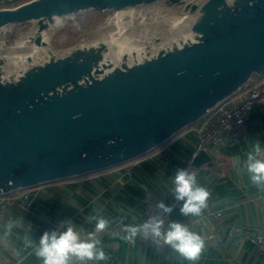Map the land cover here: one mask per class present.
<instances>
[{"label":"water","instance_id":"water-1","mask_svg":"<svg viewBox=\"0 0 264 264\" xmlns=\"http://www.w3.org/2000/svg\"><path fill=\"white\" fill-rule=\"evenodd\" d=\"M151 5L186 25L196 16L192 35L166 41L163 29L148 31L160 46L121 60L111 58L115 38L56 49L42 37L58 17ZM21 25L37 26L34 44L49 49L13 71L0 56V195L139 159L264 76V0H29L0 8V36ZM222 157L202 149L193 163Z\"/></svg>","mask_w":264,"mask_h":264},{"label":"crops","instance_id":"crops-1","mask_svg":"<svg viewBox=\"0 0 264 264\" xmlns=\"http://www.w3.org/2000/svg\"><path fill=\"white\" fill-rule=\"evenodd\" d=\"M264 78V76H263ZM251 123L241 140L221 151V162L199 168L198 183L207 188L210 196L207 206L223 213V221L215 217H185L175 208L169 221L186 224L200 234L206 247L197 264H264V256L254 244L246 240L237 229L250 234H264V196L261 186L254 185L244 167L247 154L259 141L264 149V103L251 111ZM199 135L195 126L165 145L162 150L135 160L134 175L125 174L120 166L103 173L74 177L41 184V193L31 210L11 206L0 223V264H42L26 239L38 242L46 230H63L62 221L71 220L82 238L95 230V221L88 217L103 216L110 221L109 228L99 234L101 246L109 257L106 261L91 264H190L163 242L142 234L131 243L123 237L125 225L144 222L145 189L154 190L157 199L164 200L175 171L168 174L157 160L160 154L172 156L173 146L178 145L181 154L175 155L183 168L184 162L195 151ZM146 165H150L146 167ZM129 167V166H128ZM233 227V229L231 228ZM216 235V239L209 236ZM72 264H80L73 259Z\"/></svg>","mask_w":264,"mask_h":264},{"label":"clouds","instance_id":"clouds-1","mask_svg":"<svg viewBox=\"0 0 264 264\" xmlns=\"http://www.w3.org/2000/svg\"><path fill=\"white\" fill-rule=\"evenodd\" d=\"M244 167L250 181L257 186H264V149L259 141L254 143L253 151L247 154ZM172 193L176 201L182 202L179 212L182 216L199 217L207 207L210 192L198 183L195 173L186 168H177L172 177ZM166 215H171L174 206L159 200L155 204ZM88 222L95 221V230L82 238L71 220L62 221L64 229L46 230L38 239V242L26 239V245L32 248L35 256L42 264H72L73 259L80 264L88 262L106 261V255L99 234L106 231L110 221L103 216L88 217ZM123 237L131 243L142 234L145 239L152 237L157 243L169 246L184 260L190 264H197L206 247L205 239L186 224L170 221L165 229V221L160 215L149 217L148 220L139 225H125Z\"/></svg>","mask_w":264,"mask_h":264},{"label":"built area","instance_id":"built-area-1","mask_svg":"<svg viewBox=\"0 0 264 264\" xmlns=\"http://www.w3.org/2000/svg\"><path fill=\"white\" fill-rule=\"evenodd\" d=\"M29 0H0V8L12 7L19 5ZM264 103V78L255 80L252 78L242 90L236 95L222 101L213 110H211L204 118H202L195 125L196 132L199 135L196 151L184 162L183 168L199 176V168L193 163V159L198 151L214 150L221 151L226 147L238 143L244 136L247 128L251 123V111L258 105ZM135 172V166L130 165L127 167L125 174L131 177ZM172 184L164 199L166 204L172 205L175 208L181 206L182 202L176 201L172 189ZM41 193V185L15 190L9 193L0 195V223L5 217L11 206H18L24 210H31ZM259 195L264 196V186L259 189ZM154 190L150 188L145 189L144 202L146 204L144 210V222L149 217L160 215L165 221V229L167 228L169 215L162 213L159 209L155 208L157 201ZM203 217H215L223 221V213L216 210L211 206H207L203 213ZM233 229V227L231 226ZM242 233L246 240L251 241L256 250L264 256V234H250L237 229ZM216 239L215 234L209 236ZM12 264L14 262L10 261ZM91 264V262H88Z\"/></svg>","mask_w":264,"mask_h":264},{"label":"rangeland","instance_id":"rangeland-1","mask_svg":"<svg viewBox=\"0 0 264 264\" xmlns=\"http://www.w3.org/2000/svg\"><path fill=\"white\" fill-rule=\"evenodd\" d=\"M90 13L93 12H88L79 15L76 18L61 23L60 26L61 28L59 27L60 29H58L56 34L55 35L53 34L51 38V42H50L51 45L56 49H64L75 44L80 40L86 42H93L100 39L112 41L114 37L115 38L117 37L119 43L121 41L124 44H131V46L133 45V47H138L141 49L143 47L141 46L142 43H144L149 38L148 31H159L163 29L166 32V34L163 32L166 35L165 40L170 41L173 40L176 35L180 34L178 32H181L183 27L186 25L185 23L186 19H182V17H180L177 12L175 13L161 12L157 8H154V6L151 5V6L136 7L133 9L130 8L127 10L117 12V14L111 13L109 11H104L100 16V18L97 19L96 23L93 26L89 27L86 31H84L82 35H80L79 37L74 36L73 35L74 33L69 35L67 34L65 35L63 33L64 30L71 24L73 20H76L80 16H86ZM121 16H123L124 18ZM30 28L31 25H21L17 27L15 30L9 32L7 35L0 36V54L4 52L12 51L16 42L19 41L21 38H23L24 35H26L29 32ZM116 32H117V36L115 35ZM130 33H134V35L131 36ZM19 65L22 66L24 64L22 62H19ZM10 67L11 70L13 71L15 66L13 64H10ZM187 129H185L184 131L173 137L170 141L148 152L141 158H145L149 155L159 152V150H162L165 147V145L169 144L174 139L179 137ZM133 162H135V160L123 163L116 167L125 166L127 168L128 166L132 165ZM80 177L81 176H79L78 178Z\"/></svg>","mask_w":264,"mask_h":264},{"label":"bare ground","instance_id":"bare-ground-1","mask_svg":"<svg viewBox=\"0 0 264 264\" xmlns=\"http://www.w3.org/2000/svg\"><path fill=\"white\" fill-rule=\"evenodd\" d=\"M127 9H130V8H127ZM127 9H125V10H127ZM122 13H120V14H122ZM121 17H123V16H121ZM195 17L196 16H192V15L189 16V18L187 20L188 24L181 31L182 35L184 37L188 36V35H192V32L190 30V28H191L190 26L194 22ZM64 20H65L64 17L63 18L62 17L56 18L55 22L53 24H50V26L43 31V33H42L43 40H45L46 42H48L50 44L53 34H55V32L59 29V27L61 26V23H63ZM36 31H37V26H35L32 30H30L19 41H17L16 44L14 45L12 51L4 52V53L0 54V56H3L6 58V64L4 65V67L7 71L9 70L10 64H13L15 67H19L20 66L19 62H22L25 65V60H27L28 56H31L33 59H36L40 55H44L45 52H47V50L49 49L48 47L45 48V46H36L34 44L33 38L36 34ZM150 32L152 33V31H150ZM150 32L148 33V37H150L149 36L151 34ZM153 32H156V31H153ZM157 36L160 37V44H163L164 41H163L162 36H159V35H157ZM115 39H117V38H115ZM117 42H118L117 44L119 45V48L115 52H112V57H111L114 60H121L122 56L126 53H128L129 56H131V52H135L136 50H137L136 52L139 53L140 51L144 50L147 46H149L150 48H157L160 46L159 44L152 42V40H149V38L144 43H142L141 46H143V47L141 49L138 47H133V45L131 46V44H124L121 41L119 43L118 39H117ZM128 43H131V42H128Z\"/></svg>","mask_w":264,"mask_h":264},{"label":"trees","instance_id":"trees-1","mask_svg":"<svg viewBox=\"0 0 264 264\" xmlns=\"http://www.w3.org/2000/svg\"><path fill=\"white\" fill-rule=\"evenodd\" d=\"M104 11L105 10H100V11H96V12L90 13V14H88L86 16H80L76 20H73L71 22V24L64 30L63 33L65 35L66 34L69 35V34L74 33L73 34L74 36L79 37L80 35H82V33L84 31H86L89 27L93 26L96 23L97 19L100 18V16L102 15V13ZM253 78L255 80H260L263 77L262 76L255 75ZM186 149H187L186 146H184V149L181 150V148H179L178 145H174L173 146L172 156H166L164 154L163 155L160 154V156L157 158V160H159L162 163L160 165V166H162V170L164 172L170 174V173H172V171H174L175 169H177L180 166V162H179V160H177L175 158V155L181 154ZM148 166H150V165H146V167H148ZM114 168L115 167L108 168V169H104V170H100V171H97V172H93V173H89V174H86V175H82L81 177H85V176H88V175H95V174L103 173L105 171H108V170H111V169H114ZM133 175H134V173H133Z\"/></svg>","mask_w":264,"mask_h":264}]
</instances>
